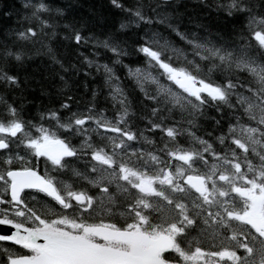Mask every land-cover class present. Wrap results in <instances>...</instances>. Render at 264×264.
Listing matches in <instances>:
<instances>
[{
    "label": "trees",
    "instance_id": "16d2710c",
    "mask_svg": "<svg viewBox=\"0 0 264 264\" xmlns=\"http://www.w3.org/2000/svg\"><path fill=\"white\" fill-rule=\"evenodd\" d=\"M227 2L119 0L117 7L109 0H0V124L17 129L7 149L0 151V175L8 169L34 167L63 179L64 184L80 185L78 190L94 194L97 201L100 182L95 185L91 176L99 160L88 159L86 154L88 148L111 143L101 129L104 117L119 118L125 129L135 132L134 155L155 151L164 157L187 146L201 151L192 138L218 154L225 153L227 141H234L241 128L256 125L253 113L243 111L248 98L261 106L264 118V95L252 96L243 73L217 69L195 55L193 45L205 44L231 52L241 66L264 68V0H240L245 10L240 11L237 4L230 16L224 11ZM188 60L204 71L196 77L180 71ZM161 72L203 80L223 93L228 81L233 87L223 105L207 102L198 110H189L169 101L155 103L146 98L152 90L142 94L134 82L143 85ZM169 78L160 76L162 81ZM167 129H172L169 137L164 134ZM30 138L63 139L68 145H78L76 156L61 172L44 169L47 161L29 153ZM83 138L90 139V144H82ZM44 199L24 196L22 200L46 217L51 208ZM131 200L112 188L106 205L99 209L93 205L81 217L65 213L91 225L122 214ZM2 203L6 208L12 205L5 196ZM89 225L74 234L118 247L117 241L94 235ZM207 238L202 235L201 240ZM25 251L0 241V254L20 258L26 256Z\"/></svg>",
    "mask_w": 264,
    "mask_h": 264
},
{
    "label": "water",
    "instance_id": "95a60500",
    "mask_svg": "<svg viewBox=\"0 0 264 264\" xmlns=\"http://www.w3.org/2000/svg\"><path fill=\"white\" fill-rule=\"evenodd\" d=\"M160 1L171 2L185 0ZM41 152L53 160H58L64 154V148L59 142H50L41 148ZM6 177L10 181L8 194L9 198L13 202H18L12 199L13 181H15L16 186L20 187L19 197L23 190H37L47 197L53 199L46 193V191L42 190L43 188L47 187V184L40 183V181L45 180L36 171H14L12 176H9L7 173ZM189 184L199 191L202 190L199 182L194 179L190 180ZM26 185L39 186L27 187ZM51 189L54 190L52 185ZM241 220L257 231L264 230L262 217L257 214L255 210L249 212ZM9 224L10 223L0 221V237L11 236V233H9L8 229ZM10 225L12 226V230L16 235L12 236L11 239H6L7 241L14 244H20L25 242V236H29L30 239L27 241V243H30L33 248L39 249V251L43 254L33 262L29 261L30 264H157V262L154 260L153 253L147 252L144 254H125L110 248L92 244L84 239L66 237L53 233L34 234L13 224Z\"/></svg>",
    "mask_w": 264,
    "mask_h": 264
},
{
    "label": "clouds",
    "instance_id": "9594fccd",
    "mask_svg": "<svg viewBox=\"0 0 264 264\" xmlns=\"http://www.w3.org/2000/svg\"><path fill=\"white\" fill-rule=\"evenodd\" d=\"M109 2L117 7H119V0H109ZM240 4V0H228L227 5L224 7V11L227 15H232L233 11H236V5ZM240 11L245 10V6L240 4L239 7ZM264 24V21H261ZM189 44H192V41H188ZM195 55L199 58L200 61H207L213 67L221 70L228 69L233 73H243L249 80L248 91L252 93L253 97L259 99L257 93L259 92L261 95H264V75L261 73L264 72V68H261L259 71L256 68H250L247 65L241 66L238 61L233 60L231 52H222L219 47H212L205 44H194L193 45ZM196 49H199L196 51ZM264 51V49H262ZM58 63V62H57ZM180 71L192 75L196 77L197 73L203 72L204 69L199 64H194L192 60H188L187 64L182 66ZM170 74L159 73L156 79H152L151 77L148 78L147 82L143 85H140L138 82H134L137 89L142 93L145 94L147 89H151V93L146 95V98L160 104H166L167 100L161 92L165 90H172L170 88V83L165 84L161 79L160 76H167ZM63 79V77H61ZM111 87L116 88L117 85L112 84ZM233 87L231 81H228L226 86L224 87V96L218 97L217 99L221 100L222 102L225 101V98L230 95V90ZM111 95V94H110ZM112 99H115L113 96ZM264 103V102H262ZM66 104H62L61 107H66ZM245 113H249V108L245 107L243 109ZM155 112V109H153ZM55 115V114H53ZM260 125L261 129H264V118H261L257 121ZM253 131H259L261 136H264V131L260 129H253ZM255 143V142H254ZM261 148L264 149V144L261 145ZM255 151V149H253ZM261 159L264 160V155L261 156ZM0 264H8V254H0Z\"/></svg>",
    "mask_w": 264,
    "mask_h": 264
},
{
    "label": "rangeland",
    "instance_id": "374dc122",
    "mask_svg": "<svg viewBox=\"0 0 264 264\" xmlns=\"http://www.w3.org/2000/svg\"><path fill=\"white\" fill-rule=\"evenodd\" d=\"M139 73V72H138ZM192 83H193V80L191 79V78H189V77H180V76H177V78H176V86L177 85H179L180 87H183L184 89H186L187 88V86L189 85V86H191L192 85ZM202 89V88H201ZM188 90H189V88H188ZM203 91H205V92H208V94H209V89L208 88H203L202 89ZM253 103H255V102H253ZM257 104V103H256ZM254 106H256V108H257V105H255V104H253ZM245 106H246V104H245ZM259 107H260V109H261V106L260 105H258ZM249 113H251V110L249 109ZM253 115H254V117H255V119H256V121H258V120H260L261 118H262V115H263V112H262V110H257V111H254L253 112ZM6 124H0V137H5L6 135H13L14 133H15V131H14V129H13V127H8V126H5ZM106 126V125H105ZM243 128H249V129H259L257 126H255V125H252V126H248V127H243ZM173 132H174V130H173ZM255 133H256V143L258 144V145H262V144H264V138L259 134V131H254ZM240 133V132H239ZM31 139V138H30ZM32 140V139H31ZM31 140L30 141H27V144H29L30 142H31ZM191 140V142H195L196 144L195 145H201V151H203L204 150V147H203V145H202V141L201 140H198V139H194V138H192V139H190ZM110 141H111V143H108V146H110V147H112V148H115V141L116 140H113V139H110ZM27 146V145H26ZM34 147H35V149L37 150V148L39 147L36 143H35V145H34ZM125 151H126V148H125ZM29 153L32 155V154H34V153H32L31 151H29ZM35 155V154H34ZM107 159H109L108 157H107ZM136 161V160H135ZM263 162H264V160H259L258 161V165L259 166H263ZM120 165H121V162L119 161L118 162ZM141 167V166H140ZM125 169H126V171L125 172H116V175L117 176H119L120 177V180H121V183H120V185H123V184H130V185H135L139 190H140V192L142 193V194H144V195H146L147 197H150V196H148V195H152L151 197H153V195L154 194H156V192H155V189H153V188H150L147 184H149L150 182H154V179H153V177H154V175H153V173L152 174H149L147 171H144V172H139V171H137V170H133L132 168H130V167H124ZM98 170H101L99 167L97 168ZM141 169H142V167H141ZM144 169V168H143ZM145 170V169H144ZM96 172H98V173H100V174H105V173H103V172H99V171H97V170H95ZM130 172H133V173H135V174H139V175H141L142 176V178H139V179H137L136 177H133L132 175H130ZM212 173L213 172H208V175L210 176L209 177V181L212 183V187L213 188H216V184H215V179H213L212 178ZM91 178H92V180H93V182L96 184L97 183V179L95 178V177H93V175L91 176ZM222 180H223V183H220L219 182V186H221L222 187V189H221V192H220V200H219V202L220 203H223V202H225V201H228V200H230V199H228V198H231V197H233L232 196V191H238V189L235 187V184H234V182L233 183H230L229 184V186H228V184H227V182H228V177L227 176H225V177H223V178H221ZM120 180L118 179V180H113V181H115V183L117 184L118 182H120ZM239 181H241L239 178H238V180H237V182H239ZM166 186H167V183L165 182V181H160V184L158 185V187L161 189V191H164L165 190V188H166ZM167 191H170V189L168 188L167 189ZM168 197H169V193H168ZM248 198H249V195L247 194V192H242L241 194H239V200L240 199H247L248 200ZM203 199L204 200H208V199H215V194H214V192H212L211 194H209V193H207L204 197H203ZM80 201V200H79ZM88 201L90 202V199H88ZM81 202H82V200H81ZM100 202V203H99ZM106 203V200H101L100 201V199H98V201H97V206H102V205H106L105 204ZM246 203H247V201L245 200L244 202H242V204H240L239 206H238V210H239V212L240 211H242L243 210V208H244V206L246 205ZM139 206L140 207H145V206H147V202L146 201H142V203L141 204H139ZM17 215L18 214H20V212H19V210H16V212H15ZM230 216H232V217H234V218H238L239 217V214L238 213H229L228 214V216L227 217H230ZM38 222V221H37ZM138 223L140 224V225H143L144 224V220H142V219H138ZM38 224H40V225H42L43 223H41L40 221L38 222ZM66 225L67 226H69L70 228H72V229H75V227H77L76 225H74V224H71V223H66ZM168 230H169V232L171 233V234H176V233H178V231H177V228L175 227V226H170L169 228H168ZM199 238H202V234L200 233V235L198 236ZM225 252H227V253H222V254H217L218 255V257L219 258H221V259H223V258H227L229 261H231V262H233V263H235L236 262V258H235V256H234V254H233V252L232 251H230V250H227V251H225ZM202 253L201 252H195L194 254H193V256L194 257H196L197 256V258H196V260L197 261H200V262H202V259H201V257H202Z\"/></svg>",
    "mask_w": 264,
    "mask_h": 264
},
{
    "label": "snow or ice",
    "instance_id": "6c2138e0",
    "mask_svg": "<svg viewBox=\"0 0 264 264\" xmlns=\"http://www.w3.org/2000/svg\"><path fill=\"white\" fill-rule=\"evenodd\" d=\"M219 94V93H218ZM3 149H0V151H2ZM72 153H68V155H71ZM54 163H60V161L56 160L53 161ZM15 170L14 169H10L8 172L9 176H12L13 172ZM41 184H47V187L43 188L42 190L46 191V193L52 197L53 199H55V201L57 203H60L63 207H67V205H64L62 202V199L60 196H58L55 192V190L51 189V182L50 181H40ZM27 187H37L39 185H26ZM19 192H20V187L16 186L15 181H13V193H12V199L18 201L19 200ZM71 195V194H70ZM80 197H77V199H79ZM182 207V206H181ZM37 219L41 222V223H47V220L45 217H37ZM185 221L187 224L191 225L193 223V220L185 217ZM8 229H9V233H11V236H7V237H0V238H4V239H11L12 236H15V232H13L12 230V226L9 224L8 225ZM37 232L42 231L39 227H37L36 229ZM30 239L29 236H25L24 237V241L20 243L21 247L25 248V253L23 255L26 256H31V252L27 251L30 247H32V245L30 243H27V241ZM37 251H39V249H37ZM8 264H30L29 261L23 260V259H18L16 256L14 255H9L8 256Z\"/></svg>",
    "mask_w": 264,
    "mask_h": 264
},
{
    "label": "bare ground",
    "instance_id": "6f19581e",
    "mask_svg": "<svg viewBox=\"0 0 264 264\" xmlns=\"http://www.w3.org/2000/svg\"><path fill=\"white\" fill-rule=\"evenodd\" d=\"M105 126V125H104ZM255 126H257L259 129H260V125L257 123V121H256V125ZM259 134H260V132H259ZM263 137V136H262ZM264 138V137H263ZM108 145V144H107ZM7 144H6V146H5V148L3 149V148H0V149H3V150H6L7 149ZM2 150V151H3ZM31 155V154H30ZM32 155H34V154H32ZM36 156V158L37 159H42V160H45V158L43 157V156H38V155H35ZM146 157H149V154L148 155H145ZM133 157V159H136L134 156H132ZM46 161V160H45ZM263 165H264V162H263ZM25 168H31V167H24V168H20V169H14L15 171H18V170H22V169H25ZM43 168L44 169H48V170H50V169H52L53 167H51L48 163L46 164V165H44L43 166ZM9 170L10 169H8V170H6V171H4V173L3 174H1L0 176H2V175H4L5 173H8L9 172ZM42 173H45V174H50L51 175V173H48V172H44V171H41ZM60 183H62L63 184V186H66V184H64V182H61L60 181Z\"/></svg>",
    "mask_w": 264,
    "mask_h": 264
},
{
    "label": "flooded vegetation",
    "instance_id": "af4514ba",
    "mask_svg": "<svg viewBox=\"0 0 264 264\" xmlns=\"http://www.w3.org/2000/svg\"><path fill=\"white\" fill-rule=\"evenodd\" d=\"M67 197H70V195H68ZM171 210H172V208H169L168 209V211H171ZM151 215H154V214L151 213ZM168 216H171V213L168 212ZM154 219H155V217H154ZM153 242L154 241H152V244H153ZM167 247L169 248V245L168 244H167ZM169 252L170 251H164L163 253L162 252H159V256L161 257V260H163V262H165L167 264H168V262H166L167 260L165 258H175V257H179V255H177V254L165 255V254H167Z\"/></svg>",
    "mask_w": 264,
    "mask_h": 264
}]
</instances>
